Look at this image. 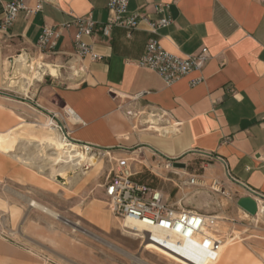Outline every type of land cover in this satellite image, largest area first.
<instances>
[{
    "label": "crops",
    "instance_id": "1",
    "mask_svg": "<svg viewBox=\"0 0 264 264\" xmlns=\"http://www.w3.org/2000/svg\"><path fill=\"white\" fill-rule=\"evenodd\" d=\"M11 1L0 0V19L3 5ZM24 1L30 9L41 4L42 10L20 13L8 34L0 32L2 133L16 128L21 119L18 98L2 92L8 64L35 50L45 26L69 25L57 40L55 53H44L57 61L69 60L74 52L75 18L91 15L98 25L109 18V0ZM159 4L166 6L172 23L155 35L143 23L130 35L127 29L116 28L109 38L99 31L85 38L101 60H82L79 73L57 93L76 115L74 121L64 116L72 139L110 151L119 159L137 150L167 164L203 157L209 166L224 171L241 198L250 196V191L264 197V0H129L128 12L158 20L161 16L154 5ZM153 37L180 57L207 47L211 59L201 72L167 85L157 73L136 64ZM139 93H145L144 98L132 102L131 97ZM137 105L168 111L172 122L178 123L177 131L163 136L143 129L126 114ZM84 214L91 224L107 225V215L95 203L88 204ZM0 264L45 261L32 251L29 255L0 241Z\"/></svg>",
    "mask_w": 264,
    "mask_h": 264
},
{
    "label": "rangeland",
    "instance_id": "2",
    "mask_svg": "<svg viewBox=\"0 0 264 264\" xmlns=\"http://www.w3.org/2000/svg\"><path fill=\"white\" fill-rule=\"evenodd\" d=\"M26 57L55 65L59 70L57 77L41 70V75L24 93L10 87L15 67L7 66L8 79L2 92L18 98L21 119L16 131H12L14 128L0 132V241L29 255L30 251L38 254L45 264H138L113 247L138 256L147 264H179L152 249L144 250L141 239L134 237L135 233L125 229L124 222L110 213L103 186L119 159L110 151L92 149L87 155L93 157V162L88 159L80 170L70 172L66 178L56 176L53 180L13 157L33 151L27 145L28 150H18L22 146L21 136L41 139L55 128L51 124L53 113L64 121L65 108L58 106L57 93L68 87V79L79 73V66L74 62L57 61L54 56L36 50H31ZM124 158L129 159L135 180L162 193L169 203L221 218L215 231L225 246L216 264H264V200H257L256 216L248 214L238 206L242 196L240 190L228 180L224 171L209 166L203 157L180 161L186 169L168 167L167 163L145 151L137 150ZM192 178L196 185L189 184ZM33 201L60 217L57 219L31 208ZM91 202L99 205L103 215H107L106 226L85 220L84 208Z\"/></svg>",
    "mask_w": 264,
    "mask_h": 264
},
{
    "label": "built area",
    "instance_id": "3",
    "mask_svg": "<svg viewBox=\"0 0 264 264\" xmlns=\"http://www.w3.org/2000/svg\"><path fill=\"white\" fill-rule=\"evenodd\" d=\"M128 4L129 0H109V18L102 25H98L91 15L75 18L74 24L77 30L74 36V52L68 61L78 65L87 57L94 62L101 60V57L95 54L92 47L85 42L86 37H92L97 31L109 38L114 29L125 28L130 35L132 31L139 29L141 24L146 23L151 33L155 35L159 29L172 23L164 5H154L155 13L161 18L152 20L145 14L129 13ZM41 10V4H38L35 9H30L24 0H13L4 4L0 32L8 34L20 13L26 12L28 15H33ZM68 27L69 25L57 28L45 26L34 46L35 50L40 53H55L57 40L63 30ZM210 59L207 47L199 49L192 55L180 57L166 51L153 37L148 41L143 56L136 61V64L157 73L167 85H173L193 72H201ZM10 65L15 67V59L10 62ZM201 81L202 79L194 81L192 85H197ZM144 96L145 93H139L131 97V101L138 104ZM69 110L65 107V115H71L76 119L74 112ZM126 114L145 130L152 129L163 136L177 131L178 123H173L170 113L162 108L147 109L137 105L127 109ZM51 120L52 126L65 141L81 148L87 146L91 150L94 149L92 146L73 140L65 122L59 120L57 113L51 115ZM160 129L165 130V133H161ZM170 166L173 167L171 162L168 163V167ZM135 176L136 174L131 171L129 159L116 160V167L110 172L103 188L109 211L114 217L123 222L134 220L143 226L137 233L144 250H150V245H155L164 254L160 251L159 253L166 257V254H170L193 264H216L220 259L223 243L215 231L217 217L184 209L178 203H169L162 193L138 183ZM189 184L196 185L195 178H192ZM256 200L260 199L256 198ZM171 238H176L178 242L171 243ZM185 244L192 247L191 252L183 249Z\"/></svg>",
    "mask_w": 264,
    "mask_h": 264
},
{
    "label": "bare ground",
    "instance_id": "4",
    "mask_svg": "<svg viewBox=\"0 0 264 264\" xmlns=\"http://www.w3.org/2000/svg\"><path fill=\"white\" fill-rule=\"evenodd\" d=\"M36 65H38L37 70H36ZM41 70H44L45 72L49 73V75H51L52 77L58 76L59 69L58 67H55V65L53 66L52 64H48V63H40L34 59L31 60L27 58L25 54L19 56L15 60V78L14 81L11 82L10 87L14 86L20 92L27 93L32 81L36 80L38 76L41 75L40 73ZM69 118L71 121L75 120V118L72 117L71 115H69ZM16 130L17 128L12 131L14 132ZM162 131L165 133V130ZM19 141L21 142L22 146L18 150L22 151V149L23 150L27 149L25 148L27 145L32 147L33 151L30 152L29 155H27V153L21 155L18 154L19 153L18 152L17 153L18 155H14L13 157L22 164L36 169L38 173H40L41 175H43L44 177L50 180H53L56 176H62L65 178L68 177L70 172H76L77 170H80L83 164L87 163L88 159L89 161L93 162L92 161L93 157L90 158L87 155V152L91 151L90 148H88L87 146L81 148L74 144L68 143L63 139L62 135L58 133L55 128L50 129V132L45 134L41 139H28L21 136ZM30 207L37 209L50 216H53L57 219L60 217L56 212L39 204L36 201L31 202ZM217 219L221 220V218L219 217H217ZM123 226L125 227V229L133 231L135 233L134 237H138L137 232L141 231L143 228V226L139 222L134 220H128L124 222ZM170 241L171 243L178 242L176 238H171ZM224 243L225 242L222 243L220 254L225 246ZM113 248L117 252L126 255L128 258L133 260L134 263L147 264L143 260H141L138 256L127 254L122 249L117 247H113ZM191 248L192 247L189 246V244H185V246H183V249L189 252H191L190 250ZM149 249L156 251V253L160 251V249L155 245H150ZM162 252L163 251H160V253ZM166 255L168 258H170L171 260L177 263L182 262L181 264H193L191 262L182 261L173 255L170 254H166Z\"/></svg>",
    "mask_w": 264,
    "mask_h": 264
},
{
    "label": "water",
    "instance_id": "5",
    "mask_svg": "<svg viewBox=\"0 0 264 264\" xmlns=\"http://www.w3.org/2000/svg\"><path fill=\"white\" fill-rule=\"evenodd\" d=\"M58 106L60 108L66 107L65 103L60 98H58ZM93 148H95V147H93ZM171 162H172V165L174 168L186 169V165L184 163L180 162L179 160H172ZM256 198L264 199V197H261L260 195L250 191V196L241 198L238 201V206L241 207L244 211H246L251 216H256L258 214V211H259L258 202H257ZM68 223L71 226H73L72 223H70V222H68Z\"/></svg>",
    "mask_w": 264,
    "mask_h": 264
}]
</instances>
